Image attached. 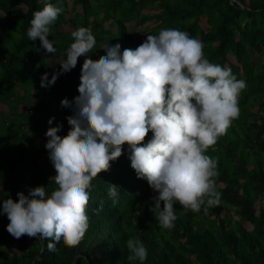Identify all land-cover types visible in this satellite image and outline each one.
Listing matches in <instances>:
<instances>
[{"label": "trees", "instance_id": "obj_1", "mask_svg": "<svg viewBox=\"0 0 264 264\" xmlns=\"http://www.w3.org/2000/svg\"><path fill=\"white\" fill-rule=\"evenodd\" d=\"M67 2L0 0V105L5 107L0 108V264H140L127 260L129 238L140 239L147 248L143 264H264V0H98L96 4L72 0L69 9ZM46 4L63 9L48 34L55 53L42 49L39 38L31 41L27 36L33 13ZM104 23L112 24L115 32L104 30ZM147 24L152 25L145 27L148 33L133 40L137 27ZM79 27L90 29L95 37L88 54L93 60L106 54L101 45L118 43L122 53L163 28L179 29L203 43L211 63L230 68L237 79L246 81L238 98L239 118L206 152L217 161L216 188L221 193L219 204L207 214L203 209L185 212L177 204L174 227L161 228L156 213L150 211L158 193L137 178L125 145L110 170L91 181L89 228L78 246L27 235L16 239L8 233L4 199L15 201L18 192L28 195L38 186L50 194L57 187L45 133L62 125L58 135L63 137L71 129L66 117L73 110L62 107L61 100L79 95L85 56L65 78L59 75L48 87L55 114L44 100L41 77L47 72L51 79L60 70V60L74 42L71 33ZM70 78L74 83L68 89ZM109 184L118 186L115 206L108 196ZM50 243L55 251L49 250Z\"/></svg>", "mask_w": 264, "mask_h": 264}, {"label": "clouds", "instance_id": "obj_2", "mask_svg": "<svg viewBox=\"0 0 264 264\" xmlns=\"http://www.w3.org/2000/svg\"><path fill=\"white\" fill-rule=\"evenodd\" d=\"M62 11L46 4L30 21L28 39L39 38L47 53L56 52L48 34ZM71 36L74 42L66 58H59L60 70L51 79L47 72L41 77V87L46 89L59 75L65 78L78 58L85 56L79 95L72 101L61 100L62 107L73 110L66 117L71 129L63 137L58 135L62 125L49 127L45 133L57 187L50 194L38 186L28 195L18 192L15 201L4 199L2 213L9 220L8 233L16 239L27 235L78 246L89 228L86 209L91 181L110 170L125 145L137 178L145 179L158 193L152 197L150 211L156 213L161 228L174 227L177 204L185 212L203 209L207 214L219 204L221 193L216 188L217 161L206 152L239 118L238 98L246 81L237 79L230 68L211 63L203 43L179 29L163 28L122 53L118 43L101 45L106 54L98 60L88 58L96 44L90 29L79 27ZM73 83L70 78L67 88ZM52 97L51 93L48 102ZM54 119H49V125ZM149 133L151 139L145 143ZM117 189L109 184L113 206L119 202ZM48 247L55 251V244ZM126 248L129 262L143 264L148 257L140 239H127Z\"/></svg>", "mask_w": 264, "mask_h": 264}, {"label": "rangeland", "instance_id": "obj_3", "mask_svg": "<svg viewBox=\"0 0 264 264\" xmlns=\"http://www.w3.org/2000/svg\"><path fill=\"white\" fill-rule=\"evenodd\" d=\"M71 1H72V0H68V2H67V9L70 8V6H71ZM90 1H91L92 4H96V3L98 2V0H90ZM144 13H150V11H147V12H144ZM200 23H201V25H202V24H203V20H202ZM129 25H130V23H129V24H126L127 27H128ZM103 26H104V27H103L104 30H108L109 33L113 34V33L115 32V28H114V26H113L112 24L108 25V23H104ZM146 26H147L148 28H151V27H152L151 24L142 25L141 27H137V31H138V32L135 31V35H133V40L138 41V40L140 39L141 35H144V34H147V33H148V29H145ZM145 40H146V39L141 40V43H143ZM100 48L103 49L104 46H101ZM83 57H84V56H81V58H83ZM228 59H229V60H232L231 58H228ZM51 93H52L51 90H49L48 88L45 89V97H44V100H45L46 103H47L48 100L51 98ZM31 100H32V101H35L36 98H35V97H32ZM28 105H29V104H28ZM21 107L24 108V109L26 108V107H24V106H21ZM48 107H49L51 113H52V114H55L56 109H55L52 105H50V102L48 103ZM0 108L5 109L4 105H0ZM251 111H252V113H254V112L256 111V108H252ZM43 158H44V156L41 157V159H40V161H39L40 163H42ZM29 241H30V240L27 239V243H29Z\"/></svg>", "mask_w": 264, "mask_h": 264}]
</instances>
